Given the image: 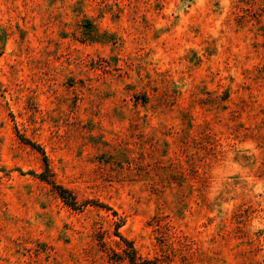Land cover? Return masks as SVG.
Masks as SVG:
<instances>
[{
	"label": "rangeland",
	"instance_id": "1",
	"mask_svg": "<svg viewBox=\"0 0 264 264\" xmlns=\"http://www.w3.org/2000/svg\"><path fill=\"white\" fill-rule=\"evenodd\" d=\"M144 263L264 264V0H0V264Z\"/></svg>",
	"mask_w": 264,
	"mask_h": 264
},
{
	"label": "trees",
	"instance_id": "2",
	"mask_svg": "<svg viewBox=\"0 0 264 264\" xmlns=\"http://www.w3.org/2000/svg\"><path fill=\"white\" fill-rule=\"evenodd\" d=\"M29 144H31L32 146H34V147H36L37 145H34V143H30V141H27ZM36 148H39V147H36ZM45 160H47L46 159V157H45ZM59 188V190H60V192H61V196H62V198L65 200V202L69 205V206H72V207H75L76 206V203H75V201H74V198H73V196H72V194L70 193V191L68 190V189H66V188H64V187H61V186H59L58 187ZM99 206H103V207H107L106 205H99ZM108 208V207H107ZM120 227V226H119ZM119 234V233H118ZM118 236H120V238H122V240L125 242V243H127V244H131L129 241H127V239H125L122 235H118ZM132 250H134L133 248H132ZM131 261L133 262V263H136L135 262V258L134 257H131ZM144 264H150V263H144Z\"/></svg>",
	"mask_w": 264,
	"mask_h": 264
}]
</instances>
